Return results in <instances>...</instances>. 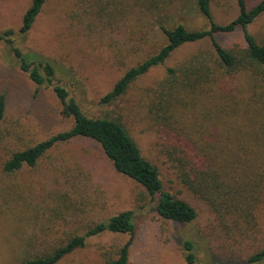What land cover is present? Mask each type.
<instances>
[{
    "label": "rangeland",
    "instance_id": "obj_1",
    "mask_svg": "<svg viewBox=\"0 0 264 264\" xmlns=\"http://www.w3.org/2000/svg\"><path fill=\"white\" fill-rule=\"evenodd\" d=\"M29 1L0 0V94L6 98L5 120L0 126L5 137L0 140V264H22L29 247L41 250L64 244L123 211L133 213L135 225L130 264H186L182 237L195 242V264H248L250 256L264 249V206L257 215L259 231L251 240L238 245L226 238L215 226L207 204L178 181L144 107L146 89L164 77L165 68L183 62L205 43L182 46L165 64L138 79L118 101L101 105L100 99L127 70L165 44L157 29L156 9L146 0H46L31 31L21 35V18ZM167 12L173 16L171 21L189 29L207 26L189 4ZM211 12L217 23L226 24L238 9L233 0H222L211 2ZM8 31L13 32V47L29 60L51 62L56 82L66 87L86 116L123 122L142 155L158 168L164 191L196 209L198 217L193 223L175 225L162 220L144 190L117 174L91 140L58 146L36 168L24 167L11 176L3 173L2 165L13 152L66 131L72 124L60 116L52 90H36L19 70L5 41ZM249 31L264 36V15ZM240 38L239 32L219 36L225 45ZM126 239L109 234L91 237L85 248L58 264H102L103 251Z\"/></svg>",
    "mask_w": 264,
    "mask_h": 264
},
{
    "label": "trees",
    "instance_id": "obj_2",
    "mask_svg": "<svg viewBox=\"0 0 264 264\" xmlns=\"http://www.w3.org/2000/svg\"><path fill=\"white\" fill-rule=\"evenodd\" d=\"M214 1L222 0H146L159 14L157 29L165 44L127 70L99 103L109 106L118 101L138 79L165 64L182 46L205 43L203 49L183 62L165 68L164 77L146 89L144 107L178 181L207 204L219 231L241 245L258 233L257 215L264 206V36L249 31L264 15V0H233L238 14L226 24L214 20L211 12ZM45 3L46 0L29 1L21 18V35L31 31ZM185 4L207 21L205 28L189 29L171 21L173 16L167 11ZM238 32L241 38L229 44L219 39ZM12 35V31L6 32L5 41L17 59L19 70L36 90L42 87L52 90L60 116L72 124L66 131L13 152L2 165L3 173L11 176L24 167L36 168L58 146L74 140H91L100 146L117 174L144 190L162 220L175 225L193 223L198 217L196 209L164 191L158 168L142 155L123 122L118 118L86 116L66 87L56 82L51 62L42 58L29 60L13 47ZM5 108V95L0 94V126L5 120ZM3 138L0 133V140ZM102 234L127 238L103 251L102 264H130L135 237L131 211L96 223L64 244L41 250L29 247L22 264H58L85 248L89 238ZM180 248L186 264L197 262L192 239L182 237ZM263 260L264 249L250 256L247 263Z\"/></svg>",
    "mask_w": 264,
    "mask_h": 264
}]
</instances>
